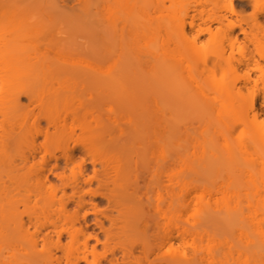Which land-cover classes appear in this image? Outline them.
Here are the masks:
<instances>
[{
  "label": "bare ground",
  "instance_id": "6f19581e",
  "mask_svg": "<svg viewBox=\"0 0 264 264\" xmlns=\"http://www.w3.org/2000/svg\"><path fill=\"white\" fill-rule=\"evenodd\" d=\"M167 1L0 0V264H264L262 193L189 191L172 162L181 107L245 102L234 68L217 77L226 46L253 42L242 78L263 74L264 0L238 2L247 17L233 0ZM184 54L207 65V89L175 85ZM85 189L105 201L92 230Z\"/></svg>",
  "mask_w": 264,
  "mask_h": 264
},
{
  "label": "rangeland",
  "instance_id": "374dc122",
  "mask_svg": "<svg viewBox=\"0 0 264 264\" xmlns=\"http://www.w3.org/2000/svg\"><path fill=\"white\" fill-rule=\"evenodd\" d=\"M164 2L168 4L167 0H164ZM238 2L247 3V0H233L235 12L244 17L250 15L251 7H242ZM209 7H211V4L205 2L201 8L206 10ZM226 13L233 15L228 11ZM158 14L161 13H155L154 8L149 10L150 16L154 17ZM261 18L262 16L259 15V19ZM167 20L166 18L164 23L168 24ZM185 28L187 31L193 32V29L188 27L187 24ZM222 28L225 30V27ZM234 32L237 33V28ZM238 38L241 40L233 46L232 50L228 46L225 47L224 56L228 57V61L223 62L217 77L224 72L233 71L234 68L235 73L240 76L236 85H244L242 87L244 92L242 99L245 102L240 109H227L226 107L220 108L218 105L211 107L209 103L203 101V98H198L194 102L181 107L179 112L183 115L185 124L188 126L187 139L183 142L181 150L172 155L174 167L176 169L180 166L184 168L185 188L187 190L202 189L210 191L213 193V197L216 198H220L222 193L226 191L244 193L250 190H257L264 197V106L262 105L264 71L261 75L260 71L254 70L251 73L252 79L244 82L242 78L244 66L238 60L250 54H254L255 57L258 55L253 42L243 38L242 35H239ZM207 40L208 35L201 34L197 39V45L205 46ZM262 41L264 42V40ZM158 42L160 43L159 40L153 43L152 47L154 49L160 47ZM164 47L166 49L164 50L170 53L169 63H173L176 58H179L175 51L176 44L173 38L168 39L164 43ZM44 51H47V49L40 45V52ZM180 62L188 77L178 80L175 85L187 87L185 90L197 86L207 89L204 81L208 69L207 65L200 61L194 65L186 54L180 59ZM260 62L263 64L264 69V59ZM231 89L232 85H227L220 90V93ZM205 95L211 97L215 94L208 91ZM251 95L253 96L252 109L247 105V99ZM22 100L25 101L26 99L23 97ZM215 129L219 132H216ZM211 132L212 135L213 132L216 135H213V140H208ZM225 137L228 138V141H224ZM40 141H42L41 136L38 137L37 142L40 143ZM173 145L174 143L171 144V146ZM59 161L58 163H61L60 159ZM46 162L50 166L53 159L48 157ZM82 193L85 202L82 206L84 211L80 215L83 214L86 217L88 229L92 230L93 224L90 219L93 212L102 209L105 201L99 195L93 194L87 189L83 190ZM93 205H95V209ZM88 242L95 243L92 237L88 238Z\"/></svg>",
  "mask_w": 264,
  "mask_h": 264
}]
</instances>
